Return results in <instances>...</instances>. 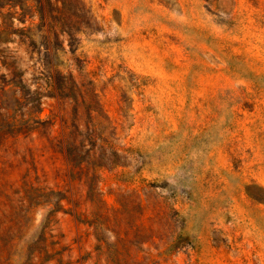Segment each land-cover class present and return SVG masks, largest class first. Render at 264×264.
<instances>
[{"label":"rangeland","instance_id":"1","mask_svg":"<svg viewBox=\"0 0 264 264\" xmlns=\"http://www.w3.org/2000/svg\"><path fill=\"white\" fill-rule=\"evenodd\" d=\"M264 264V0H0V264Z\"/></svg>","mask_w":264,"mask_h":264},{"label":"trees","instance_id":"2","mask_svg":"<svg viewBox=\"0 0 264 264\" xmlns=\"http://www.w3.org/2000/svg\"><path fill=\"white\" fill-rule=\"evenodd\" d=\"M112 264H118V262H113Z\"/></svg>","mask_w":264,"mask_h":264}]
</instances>
